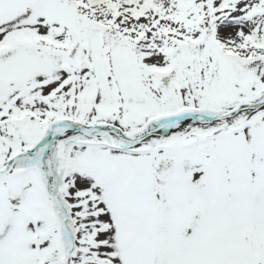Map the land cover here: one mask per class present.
Returning <instances> with one entry per match:
<instances>
[{"label": "snow or ice", "instance_id": "snow-or-ice-1", "mask_svg": "<svg viewBox=\"0 0 264 264\" xmlns=\"http://www.w3.org/2000/svg\"><path fill=\"white\" fill-rule=\"evenodd\" d=\"M0 264H264V0H0Z\"/></svg>", "mask_w": 264, "mask_h": 264}]
</instances>
